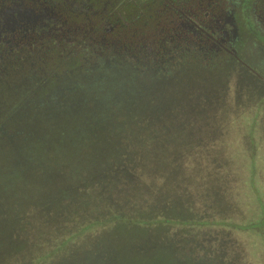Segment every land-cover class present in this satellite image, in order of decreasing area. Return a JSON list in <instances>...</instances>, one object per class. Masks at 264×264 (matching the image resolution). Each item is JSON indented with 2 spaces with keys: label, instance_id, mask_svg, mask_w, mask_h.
<instances>
[{
  "label": "trees",
  "instance_id": "16d2710c",
  "mask_svg": "<svg viewBox=\"0 0 264 264\" xmlns=\"http://www.w3.org/2000/svg\"><path fill=\"white\" fill-rule=\"evenodd\" d=\"M155 76L99 69L0 92V264H238L226 232L264 239L258 123L249 150L217 94L188 116Z\"/></svg>",
  "mask_w": 264,
  "mask_h": 264
},
{
  "label": "flooded vegetation",
  "instance_id": "af4514ba",
  "mask_svg": "<svg viewBox=\"0 0 264 264\" xmlns=\"http://www.w3.org/2000/svg\"><path fill=\"white\" fill-rule=\"evenodd\" d=\"M125 20L137 27L127 31ZM50 64L66 75L160 72L162 80L144 82L175 88L188 116L203 114L196 102L213 93L224 108L234 95L258 96L256 121L264 113V0H0V79L13 69L46 76Z\"/></svg>",
  "mask_w": 264,
  "mask_h": 264
},
{
  "label": "rangeland",
  "instance_id": "374dc122",
  "mask_svg": "<svg viewBox=\"0 0 264 264\" xmlns=\"http://www.w3.org/2000/svg\"><path fill=\"white\" fill-rule=\"evenodd\" d=\"M125 25L127 28H125L127 31L132 29L133 27H137L128 20H125ZM129 28V29H128ZM131 37V36H130ZM53 64H50L48 67V71L46 76H37L36 73L28 72L26 70H10V72L7 74V76L4 79H0V92H6L5 90L10 89V92H15L19 98H30L32 96H29L28 94V87L31 86L34 89L43 88L46 86H54L59 83H65L66 81L62 79L64 71H61L60 68H56L52 66ZM59 76L58 80H55ZM253 79V78H252ZM255 80V79H253ZM245 90V89H244ZM252 90V89H251ZM244 92V91H243ZM241 92V93H243ZM2 94V93H1ZM4 95V94H3ZM256 97L258 96H252V101L248 102L249 96L245 98L244 100L238 101L239 97H236L235 95L231 97V99L227 98L225 102L227 103V112H230L232 114V120H230V125L228 129V134L230 136V140L235 139L237 140L240 136L239 140L243 137V140L247 143L246 147L249 148V150H252L253 148V134L254 132H251V134H248L249 130L253 128V126L259 124V127L257 128L259 132H257V138L259 140L260 145L264 144V113L260 118H258L256 121H252L249 118H252L255 113V107L250 108L252 103L255 101ZM244 98V97H243ZM220 101V100H218ZM218 104V103H217ZM230 105V106H229ZM219 106V105H217ZM239 106L241 107L240 110L236 111L235 108ZM215 107V106H214ZM220 108H224L223 106ZM226 109V107L224 108ZM244 109V110H243ZM216 110V109H215ZM221 109H217V113L220 112ZM243 110V111H242ZM224 111V112H225ZM246 112V113H245ZM218 115V114H217ZM252 116V117H250ZM261 121H263L261 123ZM235 123V124H233ZM254 129V128H253ZM261 129V130H260ZM237 131V132H236ZM263 133V134H262ZM259 169L261 174V171L263 173L262 180L264 182V166H262V162L259 163ZM255 179H253V186L255 191L260 195L261 193V184H256ZM261 209L264 206L262 202L260 203ZM243 211V212H241ZM238 215H243L246 210H236ZM263 210H260V216H262ZM235 213V212H234ZM261 228V225L258 226ZM226 236L228 238V241L236 246V250L234 253L237 256V263L238 264H264V248L262 245L264 244V239L257 240L255 243V247L253 249L252 246V240H248L245 237H241L239 233L228 231L226 232ZM262 237L264 238V233H262Z\"/></svg>",
  "mask_w": 264,
  "mask_h": 264
}]
</instances>
